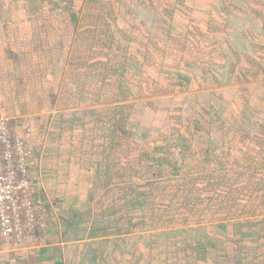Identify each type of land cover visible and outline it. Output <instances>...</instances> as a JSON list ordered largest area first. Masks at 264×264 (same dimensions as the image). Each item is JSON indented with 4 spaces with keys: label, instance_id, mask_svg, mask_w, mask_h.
Instances as JSON below:
<instances>
[{
    "label": "rangeland",
    "instance_id": "rangeland-1",
    "mask_svg": "<svg viewBox=\"0 0 264 264\" xmlns=\"http://www.w3.org/2000/svg\"><path fill=\"white\" fill-rule=\"evenodd\" d=\"M90 1L34 0L31 4L70 7L72 12L69 19L78 24V31L76 29L74 35L78 36L81 27L94 23L91 15H95L96 4ZM6 2L19 3L22 0ZM240 2L147 0L148 17L144 16L143 11L141 14L146 22L148 20V34L138 36L137 42L122 39V43L109 46L112 59L104 73L110 75L108 68L112 67V63L115 69L118 67L114 69L115 76L120 77L121 95L126 96L124 99L127 101L122 110L114 107V127L108 123L98 126L101 132L104 128L103 134H100L105 146L102 156L82 153L86 148L84 142H88L85 138L89 137V129L83 138L73 141L62 139L68 138V133L73 136L76 129L82 133L80 128L90 127L89 124L74 125V129L71 127L68 132L64 124H59L53 126L59 129L57 136L54 131L53 134L49 133L50 141L45 142L46 147L56 150L62 146L69 147L67 153L70 155L61 158L64 161L68 159L70 164L60 167L64 173L57 177L50 188L38 184L48 207L46 231L38 247L34 248L35 253L25 256L22 264H242V253L247 258V264L251 259L261 261L258 247L250 248L254 252H242L238 227L242 220H253L264 213V167L250 163L251 159L256 162L257 158L255 145L257 139H261L257 131L264 139V122H261L264 119V100L260 98L261 102L257 104L256 92H253L257 83L264 82V39H240L241 18H250L244 15L246 12L240 11ZM228 28L236 29L234 39H225ZM127 44L132 46L126 47ZM226 53L235 58L236 65L229 75L230 81L222 82L221 70L217 67ZM107 61L109 58L106 54ZM187 63H193L195 68L202 70L198 71L201 74L207 66L208 70L219 76L218 83L209 86L206 78L201 80L203 87L198 91L175 89L178 86L175 77L179 72L178 67ZM115 76L111 78L115 80ZM113 83L117 92L116 82ZM244 84H248L245 86L246 95L243 94ZM198 92L201 96L209 94L211 114L203 122L195 112V117L191 114L188 120H184L190 108L197 109L193 108L192 103L194 99L197 100ZM107 110L112 113V107H107ZM245 122L250 124L245 125ZM195 123H202L203 128ZM130 125L131 128H128ZM243 126L252 129L256 136L247 135L246 130H241ZM47 127V124L42 126L41 135H44ZM124 129L127 133H123ZM79 133L76 132L78 136ZM163 135H177L175 139H180V147L184 149L174 167L168 161H162L163 156L151 155ZM208 138L218 139L220 148L215 151L205 148ZM167 145L163 150L167 148L166 153L173 156L174 153H169L172 148L168 149ZM72 153L75 155L71 156ZM156 160L161 164L156 163L151 173L159 180L163 171L184 173L195 171L196 166L205 171L186 175L181 180H176L179 179L178 175L167 178L172 179L167 184H163L162 180L158 185L160 188L154 189L155 195L151 193L149 196L148 182L138 180L134 184L136 173L139 174L137 165H149L150 161ZM230 169H241L243 214L240 218L223 220L218 227L220 231H216L214 223L196 222L202 219L218 222L223 219V216L211 215L214 211L211 199L198 197L185 220L181 219L183 213L177 217L178 212L173 210L176 209V198L169 201L171 208L168 207L167 212L162 210L165 209L162 204L151 203V197L156 201L160 189L168 188L167 194L172 195L170 187L173 186L179 187L176 195L185 194L187 191L184 187H189L193 195H199L202 189L197 187L195 181L201 173ZM70 179L75 182H69ZM131 185L133 189H125ZM253 188H256L255 194ZM136 191L141 202L137 213L131 206L135 200L131 194ZM162 191L163 196L166 193ZM153 205L156 207L152 208ZM127 208L129 215L125 214ZM151 211H157L153 213L159 215L164 212V219H170V215H173L179 225L174 223L170 227L159 228V216L153 219L152 224L148 223V213ZM163 222L166 220L160 221ZM104 225H107L105 231ZM91 235L95 237L89 238ZM263 255L261 252V257Z\"/></svg>",
    "mask_w": 264,
    "mask_h": 264
},
{
    "label": "crops",
    "instance_id": "crops-1",
    "mask_svg": "<svg viewBox=\"0 0 264 264\" xmlns=\"http://www.w3.org/2000/svg\"><path fill=\"white\" fill-rule=\"evenodd\" d=\"M31 1L34 0H22L19 3L0 0V114L16 118L20 126L31 127V175L36 183L50 188L57 177L64 173L60 167L70 164L68 159L64 161L61 158L70 155L67 153L69 147L62 146L56 150L45 145L47 140L50 141L49 133L53 134L54 131L57 136L59 129L53 126L64 124L68 132L71 127L74 129V125L89 124L90 127L80 128L82 133L76 129L79 136L73 131V136L68 133V138L62 139L73 141L83 138L89 129V137L85 138L88 142H84L86 148L82 153L98 157L105 151L103 136H100L104 128H101V132L98 126L108 123L114 127V107L122 110L127 101L124 99L126 96L121 95V85L118 82L120 77L115 76L118 67L115 69V64L112 63L113 69L111 66L108 68L110 75L104 73L112 59L109 46L122 43V39L137 42L138 36L148 34V20H145L148 17V5L147 0H91L96 4L95 15H91L94 23L84 25L79 29V35L74 36L78 24L75 25L69 19V13L72 12L70 7L44 6L39 3L32 5ZM240 3V11L246 12L247 14H243L250 17L241 16L240 39H264V0H241ZM141 11L145 13V19ZM233 28L226 29L225 39L235 38L237 31ZM65 37L69 39H63ZM131 46L126 45L129 48ZM106 54L109 58L107 62ZM111 76H115V80ZM113 82H116L117 92ZM257 84L253 92H256L257 104H260V98L264 100V82ZM246 85L248 84L242 85L243 94L247 91ZM199 95L201 96L200 92L196 94L197 100L194 99L192 103L193 108L202 105ZM107 107H112V113ZM257 123L261 124L260 121ZM46 124L48 127L44 135H41L42 126ZM246 124L250 123L245 122ZM248 129L243 126L241 130H246L247 135L256 136L252 129ZM124 130L123 133H127ZM257 136L261 139H257L255 145L256 162L251 159L250 163L264 167V139L262 140L258 131ZM65 144L69 145L68 142ZM113 147L112 133V149ZM119 151L118 146V155ZM74 155L75 153L71 154ZM69 182L73 183L75 180L70 179ZM259 215L253 220H242L238 227L242 252H254L250 248L258 247L257 253L261 258V261L248 260V264H260L264 260V255L261 257V252L264 253V213ZM34 251L10 253L1 264H22L25 256H32ZM243 255L244 253L240 262L242 260V264H247V258Z\"/></svg>",
    "mask_w": 264,
    "mask_h": 264
},
{
    "label": "trees",
    "instance_id": "trees-1",
    "mask_svg": "<svg viewBox=\"0 0 264 264\" xmlns=\"http://www.w3.org/2000/svg\"><path fill=\"white\" fill-rule=\"evenodd\" d=\"M225 56L226 57H224L222 63L218 65L217 69L221 70L222 82H227V81L229 82L230 81L229 75H231V72H233V68H235L234 66L236 65V60L234 57L232 58L227 53ZM226 58H228V60ZM181 66L182 67H178L179 72L178 73L176 72V75H175L176 82L178 84L177 87H174L175 89L182 88V90H191V89L197 90L198 88L203 87V83L201 82V80L206 79V78H207V83H209V86H214L219 81V78H218L219 76L217 77L216 74L212 73L211 70H208L207 66H205L206 67L205 72H203L202 74L199 73V72H202V70L199 71L198 68H195L193 63L182 64ZM209 98H210L209 94L200 96L202 106L198 107L196 110H193V111L190 108L191 111L189 113L187 112V115L184 117V120H188L191 114L193 115V117H195V113H196L200 117L199 118L200 122L205 121V119L209 117V114H211L210 109L212 108V105L209 101L210 100ZM201 107L203 108V111L201 110ZM195 124H197L201 129L203 128L202 123H195ZM168 136L169 137H167V135H163L162 137H160L161 140L157 141L160 144L154 147V152L151 151V155L152 157H155L156 155L158 157L163 156L164 158L162 161H168V163L172 164V166L174 167L176 166L178 159H181V154H183L184 149L180 147V139L178 137L177 139H175L177 135H173V136L168 135ZM168 143L170 145H167ZM165 145H167L168 149L172 148V149H169L170 150L169 153H174L173 156L168 155L166 153L167 148L163 150ZM220 145H221V142L218 139L211 140L210 138H208V140L205 141L204 147L207 148L209 151H215L216 149L220 148ZM199 147L202 148L203 145H199ZM150 148L152 149L153 147H150ZM140 151H143V149H140ZM159 152H162V153L159 154ZM136 161H138V158H136ZM156 163L160 165L161 161L160 162H157V160L150 161L149 165L146 163H143V164L138 163L137 165L139 167L138 169L139 174L137 175L136 173L134 184H136L138 180L144 183L148 182V191L150 192L149 196H151V193L155 195L154 189L157 190L158 188H160L158 185L159 183H161L160 181L162 180H163V184H167V182H170L172 180V179H167V178H173L174 176L178 175L179 179H176V180H181V178L185 177L186 175L205 171V170H201L197 166H196V169H194L195 171L190 170L189 172H184V173L179 172L181 174H179L177 171H174V170L163 171V175H161L162 179L159 180L157 179L156 176H153L151 173ZM168 163L167 164L165 163V164L168 165ZM254 165H256V163ZM237 167H240V166H237ZM168 174H171L170 177H168ZM241 175H242L241 169H230L224 172H209L207 174L201 173L200 176L195 181V183L198 184L197 187L202 189L199 195H193L190 192L189 187H184L186 188V191H187L185 194L176 195L179 192V187L173 186V187H170V190H172V195L169 196L167 194L168 188H163L159 190V196L156 195L157 196L156 201L154 200V197H151L154 203L152 202V199L150 200L152 204H156V205L162 204V206H165V209L162 208V210H165V212H167L168 207L171 208L169 201L171 199L173 200L174 198H176V204H175L176 209H173V210L174 212H178L177 217H179L180 214L183 213V217L181 219L185 220L189 214V210L197 202L198 197L207 198L206 200L211 199L210 201H212L213 206H214V211H213V214L211 215H220V216H223V219L217 220L218 222H216L215 220H204V219H202L201 221H196V222L214 223L216 231H220L218 230V227L222 224L221 222H224L223 220H231V219L240 218L241 214H243V204H242V198H241L242 189L240 188ZM254 176H256V174H254ZM125 189L131 190L133 189V185L127 186L125 187ZM122 190H124V188H122ZM162 190H164V192L166 193V194H163V196H162V193H163ZM255 191H256V188H253L254 194H255ZM137 192L138 191L131 194L133 195V198L136 200V201L134 200V203H132L133 205L131 204V206H133L134 208L133 210H135L136 213L139 212V204L141 203L140 200H138ZM161 197H163V199H161ZM154 207L156 206L153 205L152 208ZM129 211L130 210H128L127 208L125 214L129 215ZM153 212L157 213V211H151L148 213V223L152 224L153 219L158 218L159 216L158 218L159 220L158 225L160 226L159 228L170 227L169 225L174 224V223H177L176 225H179L178 222H176L175 216L170 215L171 216L170 219H164V217H162V214L164 212H161L162 213L161 215L154 214ZM165 214H168V213H165ZM161 220H166V222L160 223ZM106 226L104 225V228H103L104 231L107 230ZM156 228H158V226H156ZM93 237L95 236L93 235L89 236V238H93Z\"/></svg>",
    "mask_w": 264,
    "mask_h": 264
},
{
    "label": "built area",
    "instance_id": "built-area-1",
    "mask_svg": "<svg viewBox=\"0 0 264 264\" xmlns=\"http://www.w3.org/2000/svg\"><path fill=\"white\" fill-rule=\"evenodd\" d=\"M18 1V0H7ZM31 127L0 114V264L38 247L48 207L31 175Z\"/></svg>",
    "mask_w": 264,
    "mask_h": 264
}]
</instances>
